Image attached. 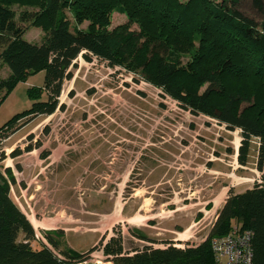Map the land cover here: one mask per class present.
Masks as SVG:
<instances>
[{
    "label": "rangeland",
    "instance_id": "1",
    "mask_svg": "<svg viewBox=\"0 0 264 264\" xmlns=\"http://www.w3.org/2000/svg\"><path fill=\"white\" fill-rule=\"evenodd\" d=\"M28 1L13 0L15 13L37 10ZM239 8L259 19L250 0ZM109 19L110 30L127 23L116 12ZM43 35L40 27L27 25L23 39L38 44ZM74 64L58 99L61 108L49 117L22 120L0 137V171L9 179V169L14 178L10 196L34 230L32 247L44 244L60 255L48 235L63 250L95 248L83 264H104L110 262L99 241L118 235L127 251L147 244L135 234L154 240L158 249L166 241L178 248L200 244L228 190L241 193L259 179L254 149L248 165L240 167L239 131L192 115L154 86L136 83L137 76L95 57H79ZM8 72L0 61V77ZM43 80V71L30 74L7 94L0 103V128L31 108L28 89ZM14 150L21 155L11 157ZM45 152L49 156L42 159Z\"/></svg>",
    "mask_w": 264,
    "mask_h": 264
},
{
    "label": "trees",
    "instance_id": "2",
    "mask_svg": "<svg viewBox=\"0 0 264 264\" xmlns=\"http://www.w3.org/2000/svg\"><path fill=\"white\" fill-rule=\"evenodd\" d=\"M242 0H29L37 10L16 14L13 0H0V61L9 72L0 77V103L26 77L44 73L41 87L28 89L31 108L13 116L0 128V137L22 120L49 117L58 109L65 80L79 57H92L120 68L136 83L146 82L194 116L203 115L228 131H239L236 160L246 167L255 151L259 179L241 193L228 190L207 237L196 246L178 248L172 241L153 248L155 241L127 251L123 237L99 241L112 264H214L210 240L225 236L233 226L251 232L253 264H264V0H250L255 20L239 8ZM127 23L108 29L112 13ZM71 13L73 22L68 14ZM89 22L86 29L79 24ZM27 25L44 33L38 44L23 36ZM135 26V30L132 27ZM202 89V91H200ZM44 97V99H42ZM255 143V145H254ZM35 148L39 149L40 145ZM33 147L26 149V152ZM21 155L14 150L11 157ZM49 152L41 155L46 159ZM0 171V264H83L96 249L79 253L60 249L55 254L41 244L33 248L35 233L10 196L15 185ZM21 237V238H20Z\"/></svg>",
    "mask_w": 264,
    "mask_h": 264
},
{
    "label": "built area",
    "instance_id": "3",
    "mask_svg": "<svg viewBox=\"0 0 264 264\" xmlns=\"http://www.w3.org/2000/svg\"><path fill=\"white\" fill-rule=\"evenodd\" d=\"M214 264H253L251 232L233 226L222 237L212 238Z\"/></svg>",
    "mask_w": 264,
    "mask_h": 264
},
{
    "label": "water",
    "instance_id": "4",
    "mask_svg": "<svg viewBox=\"0 0 264 264\" xmlns=\"http://www.w3.org/2000/svg\"><path fill=\"white\" fill-rule=\"evenodd\" d=\"M94 264H100V263H94ZM104 264H111V263H104Z\"/></svg>",
    "mask_w": 264,
    "mask_h": 264
},
{
    "label": "bare ground",
    "instance_id": "5",
    "mask_svg": "<svg viewBox=\"0 0 264 264\" xmlns=\"http://www.w3.org/2000/svg\"><path fill=\"white\" fill-rule=\"evenodd\" d=\"M118 212V211H117Z\"/></svg>",
    "mask_w": 264,
    "mask_h": 264
},
{
    "label": "crops",
    "instance_id": "6",
    "mask_svg": "<svg viewBox=\"0 0 264 264\" xmlns=\"http://www.w3.org/2000/svg\"><path fill=\"white\" fill-rule=\"evenodd\" d=\"M176 240V239H175Z\"/></svg>",
    "mask_w": 264,
    "mask_h": 264
}]
</instances>
